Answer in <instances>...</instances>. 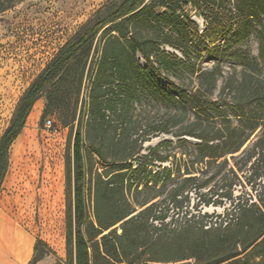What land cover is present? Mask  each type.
Segmentation results:
<instances>
[{
	"label": "rangeland",
	"instance_id": "obj_1",
	"mask_svg": "<svg viewBox=\"0 0 264 264\" xmlns=\"http://www.w3.org/2000/svg\"><path fill=\"white\" fill-rule=\"evenodd\" d=\"M110 1L112 0H2L0 138L10 124L25 90L45 71L59 51ZM151 1L155 9L160 11L167 10L164 2L171 4V0H147L148 3ZM178 1L179 18L193 21L195 30L190 28L180 34L174 26L162 24L159 27L158 23L142 19L133 20L132 27L147 42L154 61L156 49L162 48L178 53L187 61V66L170 70L161 68L148 84L135 79L131 83L134 94L126 101L124 93L127 89L122 92L118 86L122 85L120 80L117 77L111 78L108 67L102 81V94L105 97L111 96L112 90L117 89L120 97L116 100L113 111L106 110L108 116L102 124L89 111V103L103 46L109 45L118 52L123 66L136 67V63L142 67L147 65L143 55H132L129 48L126 51L113 41L111 33L107 32L112 27L109 26L99 33L91 51L78 55L69 63L66 71L52 81L35 103L34 106H38L35 120L32 125L27 126V117L25 127L13 142L10 148V165L0 189V218L3 223L12 228L20 227L31 238L29 259L20 264H30L33 256L38 259L34 264H72L66 237L70 209L73 224L75 220L76 166L73 143L80 118L86 157L87 176L83 184L86 188L88 220L95 221L94 185L90 182L89 175L91 172L102 171L104 167L92 150L93 147H101L109 160L120 159L128 150L140 151L131 159L136 163L141 155L149 153L150 148L160 145L146 159L153 160L152 174L144 175L139 188L133 187L127 194V200L133 205L143 200L160 203L162 208L168 210H163L164 213L167 212V225L180 226L187 233L196 236L202 234V229L224 227L227 222L232 223V229L237 230L241 225L237 223L242 216L241 208L259 197L264 198V188L260 185L264 184V180L260 183L259 180L255 182L251 179L252 182H249L252 168L255 167L258 171L262 169L264 159L262 160L261 154H250L254 140L264 130V122L239 151L228 153L218 160H202L196 147L200 141L194 137L178 135L192 127L196 119L208 131H212L213 127L227 125V118L234 125L239 123V119L233 115L234 95L228 89L223 91L225 82L229 81L235 71L234 65L214 50L224 44L231 34L215 43L211 40L219 31L204 35L208 23L213 22L212 26L215 27L219 18L223 17L221 14L226 19L233 17L226 33L235 31V25L231 28L232 23L238 19L234 0H226L223 8L206 6L201 0ZM229 47L231 50L242 48L258 55L259 39L253 34L247 41L230 43ZM217 65H220L222 72L208 101L222 107L227 118L217 116V110L212 107L200 110L193 107L191 100L184 95L185 89L187 93L195 92L199 86L201 71L210 70ZM126 70L129 74L132 72L129 66ZM169 85H175L177 89L168 92L166 88ZM82 109L84 115L81 117ZM48 119L52 120L50 127L46 125ZM163 127L168 128V132L161 131ZM182 138H188V142L181 141ZM69 156L72 163L71 178L67 176L66 163ZM176 161L180 167L175 168L170 175L165 167L171 168ZM192 162L194 166L191 168ZM185 163L190 165L193 172L191 175L197 177L193 184L197 186L184 191L183 196L188 193V202L182 207H173L172 194L187 185ZM232 167L238 169L242 182L246 184V187L233 185L234 195H241L240 207L236 209L222 195L236 181ZM253 183L256 189L252 188ZM119 225L120 223L116 226L121 232ZM38 239L41 243L35 251L34 245ZM185 252L189 253L190 250L187 248ZM142 255L144 256L141 254V257ZM93 264L106 262L98 257Z\"/></svg>",
	"mask_w": 264,
	"mask_h": 264
},
{
	"label": "trees",
	"instance_id": "obj_2",
	"mask_svg": "<svg viewBox=\"0 0 264 264\" xmlns=\"http://www.w3.org/2000/svg\"><path fill=\"white\" fill-rule=\"evenodd\" d=\"M201 1L206 6L214 8H223L226 5V0ZM163 4L167 6L166 11L156 10L153 1L148 3L147 0H112L59 51L45 71L22 94L11 122L0 138V189L10 165V148L21 134L27 117L42 96V92L59 74L66 71L69 63L78 55L89 53L99 33L109 26L112 27L107 32L111 33L113 41L126 51L130 49L132 55L136 53L143 55L147 65L145 67L138 63L136 67L128 65L132 70L129 74L126 70L128 66L120 63L119 53L109 45L103 46L89 103V111L102 124L106 122L108 116L106 110L113 111L114 104L120 97L117 89L112 90L111 96L105 97L102 94V81L108 67L111 78L117 77L120 80L119 83L122 85L118 86L122 92L127 89L124 93L126 101L134 94L131 83L135 79L148 84L154 76L158 75L161 68L170 70L187 66V61L178 53L162 48L156 49L157 55L154 61L147 42L132 27L133 20L142 19L149 23H158L159 27L162 24L174 26L180 34H184L190 28L196 29L193 21L179 18L177 8L180 6V1L171 0V4L165 2ZM234 5L238 19L230 26L232 28L235 25V31L226 33L227 26L231 24L233 17L226 19L224 14H221L223 17L219 18L215 27L212 26L213 22L208 23L204 35L219 31L211 40L215 43L231 34L224 44L214 50L222 58H228L234 65L235 71L229 81L225 82L223 91L228 89L233 93V115L239 119V123L234 125L227 118L222 107L208 101L221 75L220 65L201 71L199 86L195 92L187 93V90H184L185 98L191 100L193 107L199 110L212 107L217 110V116L228 119L227 125L213 127L212 131L202 128L201 121L196 119L192 127L178 134L194 137L200 141L196 147L202 160L205 158L218 160L228 153L239 151L264 122V0H234ZM253 34H256L259 39L258 55H253L242 48L230 49V43L245 42ZM167 43L179 49L169 41ZM181 52L186 55L184 50L181 49ZM158 84L162 86L160 82ZM166 89L171 92L177 87L169 85ZM82 115H84V109L81 110V117ZM161 131L168 132V128L163 127ZM74 134L73 157L76 166V183L73 214L75 220L73 224L72 209H70L66 237L72 264H93L98 257L105 260L106 264H264V198L262 197L241 208L242 216L237 222L241 225L237 227V230L232 229L233 224L227 222L224 227L202 229L200 236L187 233L180 226L167 225L165 218L168 210L162 208L156 201L150 203V200H143L136 205L128 202L127 194L132 191V188L138 189L144 180V175L152 174L153 160L146 159L155 153L160 145L150 148L149 153L141 155L136 163L131 159L140 151L128 150L120 159L109 160L101 147H93L92 150L103 162L104 167L102 171L91 172L89 175L90 182L94 185L95 221L88 220L86 188L83 184L87 171L82 118ZM180 140L188 142V138ZM256 153L261 154L262 160L264 159V130L253 142L250 155L253 156ZM165 158L168 159V157ZM66 164L67 176L71 178V156ZM193 166L194 162L191 168ZM177 167H180L178 161L175 164L173 162L171 168L165 167V169L171 175ZM191 168L185 163V173L188 174L185 177L187 185L184 189H178L172 194L173 207H182L185 202H188V193L183 196L184 191L187 188L192 190L193 186H197L193 185L197 177L191 175L193 173ZM261 168V171L256 170L255 167L252 168L249 182L251 179L255 182L259 180L260 183L264 180V161ZM239 170L242 169L239 167ZM231 171L236 181L222 195L229 199L233 209H236L240 207L241 195H234L233 185L246 187V184L242 182L238 169L232 167ZM254 183L252 188L256 189ZM260 185L264 188V184ZM163 210L167 212L164 213ZM251 211L253 212L250 213ZM118 223H120L121 232L116 226ZM139 240L142 241L139 242ZM40 243L41 240L38 239L34 245L35 251L38 250ZM187 248L190 250L189 253L185 252ZM141 254L144 256L141 257ZM36 260L38 259L33 256L30 264H34Z\"/></svg>",
	"mask_w": 264,
	"mask_h": 264
},
{
	"label": "crops",
	"instance_id": "obj_3",
	"mask_svg": "<svg viewBox=\"0 0 264 264\" xmlns=\"http://www.w3.org/2000/svg\"><path fill=\"white\" fill-rule=\"evenodd\" d=\"M37 109L38 106H34L29 114L27 126L33 124ZM30 253V236L20 227L12 228L6 226L3 223V219L0 218V264H20L27 260Z\"/></svg>",
	"mask_w": 264,
	"mask_h": 264
},
{
	"label": "built area",
	"instance_id": "obj_4",
	"mask_svg": "<svg viewBox=\"0 0 264 264\" xmlns=\"http://www.w3.org/2000/svg\"><path fill=\"white\" fill-rule=\"evenodd\" d=\"M51 123H52V120L51 119H48L47 122H46V125L50 127L51 126Z\"/></svg>",
	"mask_w": 264,
	"mask_h": 264
},
{
	"label": "bare ground",
	"instance_id": "obj_5",
	"mask_svg": "<svg viewBox=\"0 0 264 264\" xmlns=\"http://www.w3.org/2000/svg\"><path fill=\"white\" fill-rule=\"evenodd\" d=\"M37 107V106H36Z\"/></svg>",
	"mask_w": 264,
	"mask_h": 264
}]
</instances>
